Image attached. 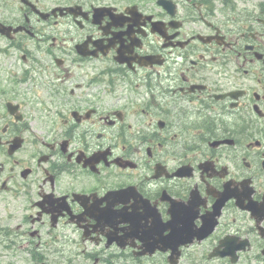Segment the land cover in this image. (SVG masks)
Returning <instances> with one entry per match:
<instances>
[{
    "label": "flooded vegetation",
    "instance_id": "1",
    "mask_svg": "<svg viewBox=\"0 0 264 264\" xmlns=\"http://www.w3.org/2000/svg\"><path fill=\"white\" fill-rule=\"evenodd\" d=\"M0 23L2 246L264 264V0H0Z\"/></svg>",
    "mask_w": 264,
    "mask_h": 264
},
{
    "label": "rangeland",
    "instance_id": "2",
    "mask_svg": "<svg viewBox=\"0 0 264 264\" xmlns=\"http://www.w3.org/2000/svg\"><path fill=\"white\" fill-rule=\"evenodd\" d=\"M19 222V220H16V222H9V219L6 215V210L4 207L0 206V225L2 226H16V224ZM22 230L20 231V233ZM44 238H47L45 235ZM19 242H17L16 246L14 248H8L6 246H2L0 244V264H95L96 259L95 258H88L85 256L86 251L85 250H96V252H102L105 253V255H109L110 252H114V249L108 250L106 252L105 248H93V247H86L82 244H70V245H61V246H51L48 250V257L46 263L44 262H35L31 258L30 252H28V246H22L19 245L23 241V237L19 238ZM63 253L57 254L52 253L54 250L59 249ZM46 252V251H45ZM46 255V253H45ZM97 264H169L163 261H153L146 262V263H139V262H133V261H118V262H100L98 261ZM179 264H220V263H204L201 262L200 259H197L196 257H192L191 260H182Z\"/></svg>",
    "mask_w": 264,
    "mask_h": 264
},
{
    "label": "water",
    "instance_id": "3",
    "mask_svg": "<svg viewBox=\"0 0 264 264\" xmlns=\"http://www.w3.org/2000/svg\"><path fill=\"white\" fill-rule=\"evenodd\" d=\"M5 25H3L2 23H0V30L2 31V32H4L5 31ZM171 263L172 264H178V260H174V259H172L171 260Z\"/></svg>",
    "mask_w": 264,
    "mask_h": 264
}]
</instances>
